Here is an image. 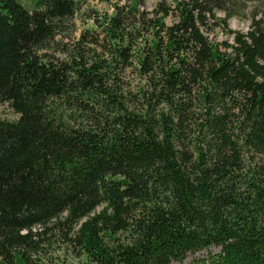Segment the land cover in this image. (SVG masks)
<instances>
[{"label":"trees","instance_id":"16d2710c","mask_svg":"<svg viewBox=\"0 0 264 264\" xmlns=\"http://www.w3.org/2000/svg\"><path fill=\"white\" fill-rule=\"evenodd\" d=\"M91 1L0 0V264H264V18Z\"/></svg>","mask_w":264,"mask_h":264},{"label":"rangeland","instance_id":"374dc122","mask_svg":"<svg viewBox=\"0 0 264 264\" xmlns=\"http://www.w3.org/2000/svg\"><path fill=\"white\" fill-rule=\"evenodd\" d=\"M158 0H147L146 6L151 8L154 3ZM168 2L172 0H166ZM92 5L96 7H103L104 4L100 0L91 1ZM255 15L257 18H264V0H240L237 4L236 11L234 14L227 20V30L231 31H246L252 16ZM217 16L220 18L224 17V13L218 12ZM170 19H167V22ZM211 37L216 41H232V36L226 32L222 26H217L214 28V31L211 33ZM17 115L12 111V109L7 104H0V119L14 120ZM63 250H47L50 255L53 257L63 258L69 256V252L65 249V246L62 242H59ZM57 247V246H56ZM59 248V249H60ZM212 251L217 252V249H212ZM207 251H202L195 256L206 255ZM72 258V257H71ZM194 256H188L183 262H173L172 264H189Z\"/></svg>","mask_w":264,"mask_h":264}]
</instances>
